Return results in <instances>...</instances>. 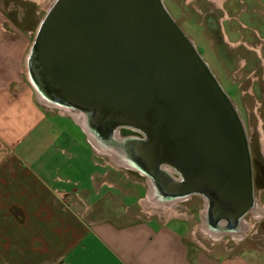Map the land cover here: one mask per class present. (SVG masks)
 <instances>
[{
	"label": "water",
	"instance_id": "water-1",
	"mask_svg": "<svg viewBox=\"0 0 264 264\" xmlns=\"http://www.w3.org/2000/svg\"><path fill=\"white\" fill-rule=\"evenodd\" d=\"M25 74L37 101L70 112L159 200L198 196L210 231L241 230L254 208L244 124L162 0H52Z\"/></svg>",
	"mask_w": 264,
	"mask_h": 264
},
{
	"label": "crops",
	"instance_id": "crops-1",
	"mask_svg": "<svg viewBox=\"0 0 264 264\" xmlns=\"http://www.w3.org/2000/svg\"><path fill=\"white\" fill-rule=\"evenodd\" d=\"M248 2L262 57L264 0ZM49 3L0 0V264H264V252L190 254L178 220L107 211L102 170L92 158L89 172L75 166L81 144L40 106L22 72Z\"/></svg>",
	"mask_w": 264,
	"mask_h": 264
},
{
	"label": "rangeland",
	"instance_id": "rangeland-1",
	"mask_svg": "<svg viewBox=\"0 0 264 264\" xmlns=\"http://www.w3.org/2000/svg\"><path fill=\"white\" fill-rule=\"evenodd\" d=\"M48 1L52 2V0ZM188 1L190 0H162L171 17L192 41L197 52L206 62L224 92L229 96L243 123L247 117L248 125L245 129L251 159L252 161L260 160L264 164V155L260 153H264V139L262 136L258 138L256 131L258 126L254 118L256 104L262 106L261 115L264 117V68L262 66L264 53L262 57H259L256 54L257 46H253L255 34L252 30L255 28V23L249 20L257 17V14L252 13L253 5L248 2L250 9L247 14L242 15V20H244L246 26L245 30H242L244 41L252 46L236 48L235 46L228 47L223 44L214 45L207 29L201 30L198 26L192 24V10L190 5L184 4ZM44 12L40 15V20ZM34 34L23 62L22 72L25 79H27L25 59ZM37 102L47 113L54 115V117L58 115L63 117H56L55 120H61L70 138L76 140L77 144H81L79 150L85 152V158L77 161L78 164L75 166H78L83 172H89L90 169H94L90 161L92 158L97 164L96 169L102 170V189L103 195L107 198L105 206L109 213L132 220L147 219L151 216L178 220L180 223H176L179 224L182 230L184 243L190 254L195 251H205L214 256L230 257L248 251L252 253L264 252V186L253 187L254 208L242 219L241 230L238 233L220 234L212 232L207 228L203 219L205 203L202 198L191 196L173 202L159 200V197L152 191L148 180L142 174L119 162L118 158L110 152L93 147L82 128L73 121L69 113L65 114L58 108H53L40 101ZM124 132L130 134L129 130H124ZM120 136L127 137L123 134H120ZM80 176L82 177V175ZM147 196H150V199L154 200L156 205L151 206L150 203H145ZM255 212L261 213V216L259 218L254 216Z\"/></svg>",
	"mask_w": 264,
	"mask_h": 264
},
{
	"label": "flooded vegetation",
	"instance_id": "flooded-vegetation-1",
	"mask_svg": "<svg viewBox=\"0 0 264 264\" xmlns=\"http://www.w3.org/2000/svg\"><path fill=\"white\" fill-rule=\"evenodd\" d=\"M246 2H248V0H190L188 2H184V4L190 5L193 16L192 24L198 26L201 30H204V28L207 29L213 39L212 43L214 45L217 44L218 46L223 44L225 46L232 47V43L237 48L240 46L245 47L242 30H245L246 26L244 20H242V15L245 14L244 11ZM254 42L253 46L256 47L257 39H255ZM254 108L256 110L254 118L256 119L255 122L258 126L256 127L257 135L258 138L262 136L264 139V117L261 115L262 106L260 104H256ZM244 123L245 128L248 125L247 117ZM121 131L123 130H120L119 134H123V136H138V134L132 131H130V134H126V132L123 133ZM260 153L264 155V153ZM251 162L253 187H263L264 164L260 160L252 161L251 159Z\"/></svg>",
	"mask_w": 264,
	"mask_h": 264
},
{
	"label": "bare ground",
	"instance_id": "bare-ground-1",
	"mask_svg": "<svg viewBox=\"0 0 264 264\" xmlns=\"http://www.w3.org/2000/svg\"><path fill=\"white\" fill-rule=\"evenodd\" d=\"M40 102H42V101H40ZM42 103H43V102H42ZM43 104H44V103H43ZM46 105H47V104H46ZM65 111H66V112H69V111H67V110H65ZM69 114H71V113L69 112ZM72 116H73L74 119L77 121V116H76V114H73ZM88 138H89V137H88ZM88 140H89L90 144L93 145V147H95V148H100V147H98L96 144H94V142H93L90 138H89ZM99 150L102 151L101 149H99ZM144 202L147 203V204L150 203L151 206L156 205L155 201L150 199V196H147ZM254 216H256V217L259 218V217L261 216V213H259V212H255V215H254Z\"/></svg>",
	"mask_w": 264,
	"mask_h": 264
},
{
	"label": "trees",
	"instance_id": "trees-1",
	"mask_svg": "<svg viewBox=\"0 0 264 264\" xmlns=\"http://www.w3.org/2000/svg\"><path fill=\"white\" fill-rule=\"evenodd\" d=\"M122 132L124 133V130Z\"/></svg>",
	"mask_w": 264,
	"mask_h": 264
}]
</instances>
